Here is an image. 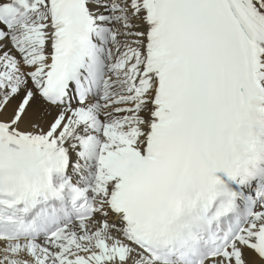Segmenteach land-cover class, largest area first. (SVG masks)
I'll return each instance as SVG.
<instances>
[{"label":"snow or ice","instance_id":"snow-or-ice-1","mask_svg":"<svg viewBox=\"0 0 264 264\" xmlns=\"http://www.w3.org/2000/svg\"><path fill=\"white\" fill-rule=\"evenodd\" d=\"M0 264H264V0H0Z\"/></svg>","mask_w":264,"mask_h":264}]
</instances>
